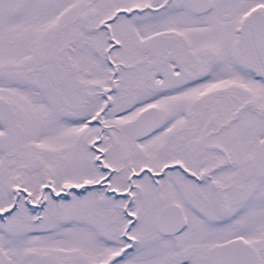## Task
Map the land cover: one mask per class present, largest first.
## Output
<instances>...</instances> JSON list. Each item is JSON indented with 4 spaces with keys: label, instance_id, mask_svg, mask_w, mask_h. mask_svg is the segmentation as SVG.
Listing matches in <instances>:
<instances>
[{
    "label": "snow or ice",
    "instance_id": "6c2138e0",
    "mask_svg": "<svg viewBox=\"0 0 264 264\" xmlns=\"http://www.w3.org/2000/svg\"><path fill=\"white\" fill-rule=\"evenodd\" d=\"M0 264H264V0H0Z\"/></svg>",
    "mask_w": 264,
    "mask_h": 264
}]
</instances>
